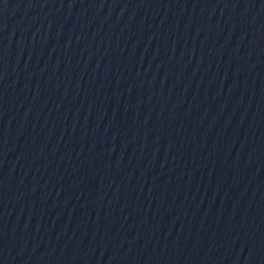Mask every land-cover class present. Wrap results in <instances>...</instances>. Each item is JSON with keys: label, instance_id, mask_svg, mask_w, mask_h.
<instances>
[{"label": "water", "instance_id": "water-1", "mask_svg": "<svg viewBox=\"0 0 264 264\" xmlns=\"http://www.w3.org/2000/svg\"><path fill=\"white\" fill-rule=\"evenodd\" d=\"M0 264H264V0H0Z\"/></svg>", "mask_w": 264, "mask_h": 264}]
</instances>
